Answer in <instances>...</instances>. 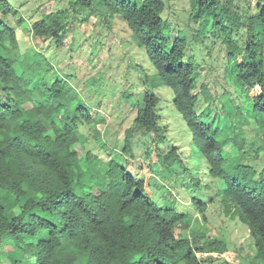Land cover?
I'll return each mask as SVG.
<instances>
[{"label":"clouds","instance_id":"clouds-1","mask_svg":"<svg viewBox=\"0 0 264 264\" xmlns=\"http://www.w3.org/2000/svg\"><path fill=\"white\" fill-rule=\"evenodd\" d=\"M161 22L170 51L142 31ZM245 40L258 62L242 64ZM149 91L155 108L141 99ZM261 93L264 0H0V261L13 249L24 264H63L56 233L97 216L112 239L129 235L123 264H179L165 244L199 246L213 232L264 235L254 211L264 206ZM141 104L153 115L136 125ZM202 117L219 126L217 143ZM173 144L176 159L161 165ZM229 147L235 159L221 160ZM245 175L255 200L237 187ZM13 216L31 230L18 247Z\"/></svg>","mask_w":264,"mask_h":264},{"label":"trees","instance_id":"trees-1","mask_svg":"<svg viewBox=\"0 0 264 264\" xmlns=\"http://www.w3.org/2000/svg\"><path fill=\"white\" fill-rule=\"evenodd\" d=\"M158 6V4L153 5V7ZM216 16H219V13H216ZM193 18L197 20L200 19L199 10L193 13ZM157 19L161 20V17H159L158 14ZM212 23L218 24L220 23V21L215 18H212ZM162 28L163 23L161 22V24H158L155 27H152L151 29H149V27L145 25L142 31L147 33L146 39L150 43L159 46L164 51H170V39L168 38V34L166 31L160 30ZM224 43L228 48L226 55L229 58V61L231 62V58L237 54L235 50V42L233 41L232 43H228L227 41H225ZM141 44H144V40H141ZM244 49L248 53V55L243 59L242 64L248 65L258 62L256 60V57L252 55L251 46L248 44L247 40L244 41ZM177 62L182 63L183 61ZM231 66L233 68L240 67V65L237 64H232ZM189 78L191 79V70H189ZM192 83H195V81L193 80ZM257 83H259V81H257ZM145 95L152 97V99L150 100V106L151 108H155L157 103L155 100V93L149 91L148 93H145L144 96ZM257 102L264 104V93H261L255 98L253 102L254 109ZM152 115V113H149L146 118L144 113V106H142L139 112L135 115L134 123L136 125H141L142 123L146 124L151 120ZM201 123H206L208 125L205 134L212 140L214 144L217 143L218 138L221 136V132L218 131L219 126L213 123V120L206 119L203 117L201 119ZM125 131L127 135L131 134L127 131V129ZM9 135H11V133H9ZM12 138L15 139L14 136H12ZM175 149L176 148L174 146H171L168 154L162 156L166 164L171 165V163L176 159ZM122 150L127 151V148L125 147ZM233 150H228V148H222V151L225 155L221 156V160H224L225 158L231 160V151ZM121 167H123V165ZM245 167L247 168L249 166ZM116 171L117 174L120 173L119 168ZM73 172H75V169H73ZM249 180L250 177L247 175L241 177L240 183L237 185V187L241 190H245V194L251 199L255 200L257 195L259 194L258 182L252 180L249 183L247 182ZM132 190H136L135 184L133 185ZM235 194L238 195L239 193ZM40 195V192L35 193V196L37 197H39ZM224 195L231 196L234 195V193L226 191ZM121 199L123 200V198ZM137 202L138 201L134 200L132 201V204H127L126 207L122 206V211L128 213L127 215L123 216V219L125 221L135 220L137 213L133 206ZM254 211H256L257 213V221L261 224L262 227H264V206H261L255 209ZM36 214V212L29 213V215ZM181 219H185V217H181ZM9 223L11 227V232L9 233V235L11 237H15V239L13 240V244L17 247L19 245H23L25 243V240L21 237H30L31 235V230L29 227H27L29 222L19 217L13 216ZM52 223L54 222L50 220L49 224ZM127 227L132 228L133 225L131 223H128ZM56 235L60 236V241H58V243H63L65 241L67 242L66 247H64L60 251V255L63 259V264H75L76 261H82L83 264H123L124 258L126 257V253L129 250V235L127 233H124L122 236L116 239H112V237L108 235V225L105 219L100 216H97L95 224L86 222L84 226H77L73 228L71 230V234H69L67 230H64L63 235H61L59 231L56 233ZM250 236L256 249V253L254 252L255 254L252 259V263L255 264V260L257 259V257L264 258V246H262L260 243V240L264 239V235H260L259 238H257V233L254 230L252 233H250ZM46 239L47 237L42 238V240ZM37 244L40 245L41 241L38 240ZM184 244V241L179 242V247H169L167 244H165L163 246L165 249H167L165 255L171 256L172 254H175V256L179 257V264H202L203 255L215 253L217 257H221L224 256L227 252V245L225 241L218 237H212L211 239H207L202 245L199 246L185 247ZM145 255L147 256V253H145ZM7 260V264H24V261L18 256L17 251L13 249L7 250ZM133 264H135V262H133ZM145 264H148L147 259L145 260ZM160 264H163V261H161Z\"/></svg>","mask_w":264,"mask_h":264},{"label":"rangeland","instance_id":"rangeland-1","mask_svg":"<svg viewBox=\"0 0 264 264\" xmlns=\"http://www.w3.org/2000/svg\"><path fill=\"white\" fill-rule=\"evenodd\" d=\"M177 3H179V0H177ZM169 7H172V5H169ZM145 93H141V99L143 100V96ZM129 100L132 99L131 96L127 97ZM143 106V104H141L140 108ZM134 114L132 116V123H134V118H135ZM213 123L217 124L216 121L213 120ZM127 129V128H126ZM125 129V130H126ZM171 146H174L176 149L175 151L178 150V146L173 144ZM233 150V148H228V150ZM231 160L235 159V151H231ZM161 156H158V161L161 165L166 164L164 162V158ZM168 166H171L170 164H167ZM224 194V193H223ZM171 195V194H169ZM193 227H195V225H193ZM181 232L184 231L183 228L180 229ZM212 237H218L221 239L220 235L218 233H210L208 235V239H211ZM223 240V239H222ZM225 241V240H223ZM245 242H247L246 247ZM226 245H227V252L224 256L221 257H217L215 253H211V254H206L203 255V259H202V264H253L252 263V259L254 254L256 253V249L255 246L253 244L252 238L249 235H245L243 232H241L240 230H234L233 233L228 237L227 242L225 241ZM8 249H3V252L7 253ZM255 252V253H254ZM7 261H0V264H7ZM255 264H264V258L263 257H257V259L255 260Z\"/></svg>","mask_w":264,"mask_h":264}]
</instances>
